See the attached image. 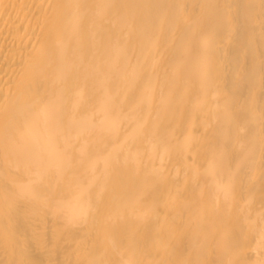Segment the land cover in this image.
Listing matches in <instances>:
<instances>
[{
  "label": "bare ground",
  "instance_id": "1",
  "mask_svg": "<svg viewBox=\"0 0 264 264\" xmlns=\"http://www.w3.org/2000/svg\"><path fill=\"white\" fill-rule=\"evenodd\" d=\"M0 264H264V0H0Z\"/></svg>",
  "mask_w": 264,
  "mask_h": 264
}]
</instances>
